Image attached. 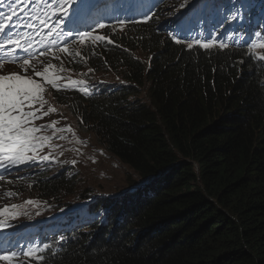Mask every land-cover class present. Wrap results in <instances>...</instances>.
<instances>
[{
  "label": "trees",
  "instance_id": "trees-1",
  "mask_svg": "<svg viewBox=\"0 0 264 264\" xmlns=\"http://www.w3.org/2000/svg\"><path fill=\"white\" fill-rule=\"evenodd\" d=\"M122 37L97 67L108 61L132 86L89 109L74 100L71 112L133 176L162 178L48 264H264V62L177 45L152 24ZM37 181L58 203L87 193L83 178Z\"/></svg>",
  "mask_w": 264,
  "mask_h": 264
},
{
  "label": "snow or ice",
  "instance_id": "snow-or-ice-1",
  "mask_svg": "<svg viewBox=\"0 0 264 264\" xmlns=\"http://www.w3.org/2000/svg\"><path fill=\"white\" fill-rule=\"evenodd\" d=\"M161 3L164 0H160ZM80 3V0H79ZM256 0H228L231 5L230 10H226L222 0H192L190 14L185 16L182 21V28L191 31V26L200 25L205 16L212 18L223 15L220 24L215 25L214 34H218L220 27L225 23H235L242 21L250 8L254 6ZM78 4L77 0H0V9L7 8V12H0V65L3 64L4 54L7 53V59L13 63L19 64L22 72H10L9 74H0V166L7 165L5 171H11L19 166L32 164L39 167L40 162L48 161L50 158L41 153L52 146L53 139L63 140L65 137L56 133L64 131L71 132V127L59 129L56 127L58 121H53L47 125H37L35 121L43 119L57 112L55 108L46 107V90L51 87L56 91H76L83 93L84 96L90 95V89L86 80H75L70 76H63L60 73L67 71L63 66L57 69L56 65H50L43 71L37 70L34 66L30 67L28 61L34 56H46L49 48L55 46L58 50L68 52L67 44L75 41L77 38L84 39L91 33H80L77 30L65 32L58 30L61 19L69 14V10ZM264 8V0H260ZM40 6L43 10H51L59 14L51 20L43 17H35L41 27L47 26L45 35L55 32V37L50 43L49 48H41L37 51H31L32 41L28 39V34L19 29L28 28L33 30V16L29 14L30 9ZM189 8V7H188ZM146 17L148 13L144 14ZM119 19V18H118ZM125 21L120 20L123 24ZM101 29L105 28L104 23H100ZM235 31V30H234ZM170 39L175 44L184 43V37L177 33H170ZM236 35L241 38V46L247 48L249 52L252 49H264V42H253L245 38L244 34L237 32ZM254 37H261L264 40V21L260 27L254 31ZM63 38V39H61ZM95 41H104V36L93 37ZM225 39H214L209 35L206 41L196 39L189 42L187 47L192 48L193 43L199 45L200 49H208L211 44H218L220 48H227ZM111 43V41H109ZM23 52L25 55L20 56ZM75 55H79L76 53ZM252 55H255L253 52ZM57 59H60L57 57ZM258 60L264 62V56H259ZM251 62V57L249 59ZM53 69H57L53 71ZM31 72V74H29ZM64 83H61V82ZM51 130L53 136L43 135L42 133ZM75 163V161L73 162ZM3 178L0 173V179ZM31 203V201H29ZM7 211V209H5ZM9 225L0 224V228H7ZM32 257L33 250L29 248L23 253L17 251H5L0 254V262L3 264H13V261L20 255ZM43 259L42 257H38Z\"/></svg>",
  "mask_w": 264,
  "mask_h": 264
},
{
  "label": "clouds",
  "instance_id": "clouds-1",
  "mask_svg": "<svg viewBox=\"0 0 264 264\" xmlns=\"http://www.w3.org/2000/svg\"><path fill=\"white\" fill-rule=\"evenodd\" d=\"M124 34H125V32H122V30H120V32H117L116 34H114L115 37L113 38V42L111 40V43H109V44L100 43V45H98V47H94L92 45L91 42H93V41L84 40V39H82V40L76 39V41H79L80 43L73 44L70 48H68V52H64V51L58 50L56 48L53 51V54L51 57H50V55H48L44 59H42L38 62H35L37 64L36 66H40L42 71L44 69L48 68L50 65H53V64L57 66V69H59V67L63 66V68L67 69V71L60 73V75L70 76L72 79H75V80H86L87 84L89 86V89H90V95H88V96L90 98H93V99H96L101 95H111V94H117V93L123 92L125 89L131 87L132 84L127 83V82L124 83V82L120 81L117 83L104 84V86H101L99 84L98 85L95 84L98 82L96 80H95V83L92 82L89 79V76H92V74H94L95 71L94 70L87 71L86 67L83 63L82 58L86 53H92L94 57L101 58L100 56L102 54H104L103 51L105 50V51L109 52L111 49H113L115 42L118 41L119 39L121 40L123 38L122 36H124ZM121 43H122V41H121ZM220 50H224V49L221 48ZM97 51H100V54H98ZM76 53H79V55H75ZM57 57H59L60 59H57ZM256 59L258 60V58H256ZM102 68H104V67L102 66ZM57 69H53V71H56ZM104 70H106V68H104ZM47 92H49L50 95L45 96V98L48 102L46 107H49L52 104H54V105L62 107L66 113V114L60 113L61 117L59 118V120L61 121V123L59 124L58 128L63 126L62 129H67L69 127H71V129H72L71 132L64 131L63 133H56L55 134L56 136L62 134L65 138L63 140L53 139V141H52V146L50 148L51 149H52V147H55L54 149L57 148V151L60 152L59 154L64 155L66 157V159L62 158V161L64 162V164H66L69 167V173H71V175H69L70 177L62 175L61 177L55 178L54 180L65 179L66 181H70L74 178L82 179V177L79 175L80 171L76 168V166L78 165L77 156L74 153H72L71 150H69V143H70V141L75 139L74 134H76V132H78V130L81 131L84 135L91 136L93 138V144L94 145L95 144L99 145V142H98V139L95 136V134L90 131V128L86 127V123H91V122L86 121V119L82 116V114H77L75 116L71 112V108H73V105L75 103L74 100H80V98H81L80 93H77L76 91H71V90L70 91H56V90L51 89V88ZM65 116H67L71 119V122L68 125L67 124L64 125L63 118ZM73 127H74V130H73ZM42 134L48 135V136L54 135L52 132H49L48 130H47V132H44ZM99 146L101 147V149H103L104 151H106L110 155L109 151H107L103 146H101V145H99ZM48 152H49V150L47 152L44 151L43 153L46 155H49L50 153H48ZM74 161H75V163H73ZM48 175H49L48 172L42 171L41 176H39L38 178L49 180ZM63 177H65V178H63ZM38 178H34V186L35 187L37 185V182H38L37 179ZM155 179H157V178H155ZM141 181L144 184H147V182L149 183V181H146V180H141ZM136 182H135V184L132 185V187L130 189L121 191L118 194L108 195L107 197L96 195V193L93 191H87V193H85V195L82 197L85 200L84 202L87 204L86 210L88 212H92V214L95 215L96 210H95V208L94 209L92 208V207H94V205L96 203L95 200H97V202L100 203L102 201H106V200L111 199V208H112L113 207L112 204L117 206L120 203H124L128 198L133 197L134 196L133 194L139 193L143 187L151 188V186H149V185H142L139 181H136ZM33 191L37 195H40L35 188L33 189ZM68 203H70V202H68ZM117 214L118 213L116 212V216H117ZM76 219H77V216H74L72 223L76 224ZM121 223H122V220L118 219L117 220L118 226H120ZM87 228H89V227H86V225H84L83 227L82 226L80 227V229H82V230H85ZM75 232L76 231L72 230V234L68 238H70L72 240V238L75 237L72 235H76Z\"/></svg>",
  "mask_w": 264,
  "mask_h": 264
},
{
  "label": "rangeland",
  "instance_id": "rangeland-1",
  "mask_svg": "<svg viewBox=\"0 0 264 264\" xmlns=\"http://www.w3.org/2000/svg\"><path fill=\"white\" fill-rule=\"evenodd\" d=\"M172 2L173 5L179 2L180 0H174ZM171 1L169 2V4ZM255 53L261 54V49L257 48L254 50ZM100 54V51H97ZM149 55V54H148ZM145 54L138 53V57L142 59L144 62H147L149 57ZM83 63L86 67L87 71L94 70L95 73L92 74V77L100 83L103 84H111L117 82H126L121 69L114 70L111 68L97 67L96 57L93 56L92 53H86L83 58ZM91 74V73H90ZM143 97L147 98L146 93L143 91ZM49 108L57 109L56 113H53L49 116L41 119V123H49L51 124L53 121H58L56 127L58 128L61 121L59 118L61 117L60 113L66 114L62 107L52 104ZM98 111V110H97ZM100 113V112H99ZM64 125L69 124L71 119L67 116L63 118ZM74 130V127H73ZM51 132V130H48ZM75 139L70 141L69 150L72 151L77 156L78 165L76 168L80 171V176L85 180V185L82 183L80 186H84V189L87 191H93L96 195L105 196L118 194L121 191L128 190L132 187L131 183L133 181H139L142 185L155 186L160 183L162 176L155 179L153 178L151 183L144 184L140 178L136 175L133 176V173L127 169L125 165H122L116 159H114L112 154H108L106 151L101 149V147L97 144H93V138L91 136L84 135L81 131L78 130L76 134H74ZM55 147H52L54 149ZM61 167V166H59ZM63 167V166H62ZM147 181V180H146ZM19 191L18 199L16 201H8L6 204L9 207H12L13 204H17V206L25 205L26 209L32 207L34 210H37L40 204H36L34 206H30L33 203L38 202V195L28 186L25 188H21ZM81 192L77 189L74 190L71 196H68L66 202H70L74 207H77V210L81 212H85V217L87 218V204H84L85 200L80 196ZM31 201V203H29ZM86 206V207H85ZM35 214L36 212H32ZM95 217L92 212H90V218ZM9 228V227H7ZM6 228V229H7Z\"/></svg>",
  "mask_w": 264,
  "mask_h": 264
},
{
  "label": "bare ground",
  "instance_id": "bare-ground-1",
  "mask_svg": "<svg viewBox=\"0 0 264 264\" xmlns=\"http://www.w3.org/2000/svg\"><path fill=\"white\" fill-rule=\"evenodd\" d=\"M158 1L159 0H148V2L146 3V4H144L143 2H142V4H140V0H137V8L138 9H140L141 7H143V6H153L154 4H156V3H158ZM170 2V1H169ZM169 2L168 3H166V4H164V6L163 7H161V8H159L158 10H157V14L159 15V14H162V13H164V12H166L165 10H172L173 8H174V6L175 5H173L172 4V2H175L174 0H171V3L169 4ZM258 2H260V0H258ZM257 2V3H258ZM100 3L102 4V12L101 11H99V10H97V8L95 7V5H96V2L92 5V7H91V10L92 11H94V12H96L97 14H98V17H99V20L100 21H107V20H110V19H113V18H118L119 16H116V15H114V16H107V14L109 13V11H110V9L107 7V6H109V5H107L106 3H105V0H101L100 1ZM164 8V9H163ZM264 9L262 8V7H259V8H256L253 12H262ZM116 12H117V10H116ZM142 12H144V11H142ZM141 12V13H142ZM258 14V13H257ZM252 15H254L253 13H251V15H249V16H252ZM248 16V15H247ZM249 16H248V18L247 19H250L249 18ZM255 19V16L254 17H252V19ZM48 19L49 20H51V18L50 17H48ZM153 20L154 19H152V21L151 22H153ZM248 21H251V20H248ZM147 21H142V20H135V21H131V22H124L123 24H121V23H112V24H110V25H107V26H105V28H103V30H107V31H110L111 32V30L114 28V27H117V28H121V30H122V32H126L127 30H129V29H131V28H133V27H139V26H141V25H146L147 23H146ZM68 24H66V25H71L72 24V26L71 27H74L75 25H77V23H75V24H73V23H70V22H67ZM59 25H60V23H59ZM61 26H63V24L61 23ZM71 27L70 28H68L70 31L72 30L71 29ZM241 29H243L244 30V28L243 27H241ZM210 32V31H209ZM246 34H248V32H246ZM63 39V38H62ZM231 39H234V41H236L237 43L241 40V38L240 37H238L236 34H234L233 36H232V38ZM84 40H90V41H93V37L92 36H86L85 38H84ZM121 41H122V39L120 40H118V41H116L115 42V44H114V48H113V50H116V49H118L119 47H121L122 46V44H120L121 43ZM201 41H203L202 39H201ZM234 41H231V42H234ZM187 43H182V44H180V46H183V47H187ZM192 48H199V45L198 44H196V43H193V45H192ZM216 48V45H211L210 46V48H208V50H210V49H215ZM31 51H36L35 50V48H31L30 49ZM231 51H233V50H235V54H241V56H244V57H246L247 55V53H248V50H246V49H244V48H242V46H236L235 48H231L230 49ZM255 49H252L251 50V52H255L254 51ZM261 52H264V49H261ZM255 55H252L251 56V58H253V59H255ZM153 67V66H152ZM123 87V86H122ZM62 167V166H61ZM65 178V177H64ZM15 179V178H14ZM13 179V180H14ZM84 215V214H83ZM82 221H85V222H87V220L85 219V217H83L82 218ZM63 223H64V219H56V220H53V221H51L50 222V226L47 228V231L45 232V233H59L60 231L61 232H64V231H66V229L64 228V227H61V225H63ZM77 225H75V226H78L77 228H76V230L81 226V225H79V223H76ZM82 224V223H81ZM85 224V223H84ZM72 236H75V235H72ZM10 247H12V246H4V248H3V250L4 251H7ZM18 252V251H17ZM15 262V260L13 261V264H15L14 263ZM0 264H3V262L2 263H0Z\"/></svg>",
  "mask_w": 264,
  "mask_h": 264
},
{
  "label": "water",
  "instance_id": "water-1",
  "mask_svg": "<svg viewBox=\"0 0 264 264\" xmlns=\"http://www.w3.org/2000/svg\"><path fill=\"white\" fill-rule=\"evenodd\" d=\"M118 49H121V47L120 48H118ZM102 62H103V64H102V66L104 67V68H111V69H113L112 67H111V64L108 62V61H106V62H104V60H102ZM89 79L92 81V82H94L95 83V79H94V77H92V76H89ZM96 85H101V86H104V84L103 83H100V82H97V83H95ZM113 94H111V96H112ZM80 96H81V98H80V101L85 105V107H86V109H89V108H91L92 107V105H93V103L96 101L95 99H93V98H90L89 96H84L83 95V93H80ZM105 98H109V97H104V98H102V100L103 99H105ZM97 105L99 106L100 104H99V102H97ZM93 110L94 111H97V110H100L99 108H96L95 106L93 107ZM100 114H101V112L100 113H98L96 116H100ZM86 127H88V128H90L91 127V124H89V123H86ZM162 176V175H161ZM161 176H158L157 178H159V177H161ZM96 201V203H95V205H94V208H95V217L97 218V222L96 223H101L104 219H108L109 218V216H110V214H111V199L110 200H106V201H102V202H100V203H98L97 202V200H95ZM94 201V202H95ZM46 261L47 260H45L44 261V263H46Z\"/></svg>",
  "mask_w": 264,
  "mask_h": 264
}]
</instances>
